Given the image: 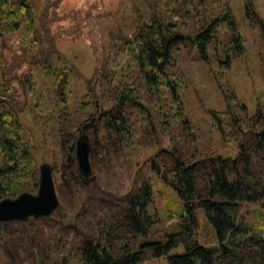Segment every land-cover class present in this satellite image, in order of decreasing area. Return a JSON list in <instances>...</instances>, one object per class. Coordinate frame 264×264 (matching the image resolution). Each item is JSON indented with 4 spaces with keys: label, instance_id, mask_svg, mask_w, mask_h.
<instances>
[{
    "label": "rangeland",
    "instance_id": "374dc122",
    "mask_svg": "<svg viewBox=\"0 0 264 264\" xmlns=\"http://www.w3.org/2000/svg\"><path fill=\"white\" fill-rule=\"evenodd\" d=\"M46 1L53 5L48 20H53L50 32L55 39L58 55L64 64L73 66L76 71L66 98L69 102H64L65 98L59 102L53 80L45 77L40 68L42 47L47 49L50 44L43 43L42 47L31 48L27 44L30 33L26 30L0 39V96L9 98L10 95H17V100L27 103L28 108L20 117L28 130V137L35 144V164L38 171L44 163L53 167L60 204L50 217L0 221V264H66L64 255L69 252L77 254L85 243L95 242L101 235L115 250L131 247L133 243L125 234L126 196L135 191L137 193L142 184L149 183L154 192L149 207L154 224L146 237L140 238L136 244L139 246L148 241H159V246L165 245L170 226L177 224L179 217H172L174 193L149 172L150 164L154 159H169L166 152L159 154V150L170 147L171 140L183 143L181 146L184 145V149L194 150L186 145L188 138H194V133L198 136L197 148L204 157H234L238 153L236 143L241 137L236 128L233 126L230 130L225 126L227 132L223 136L219 132L225 123H232V117L223 112L227 107L223 90L231 91L246 110L245 114H241L243 123L247 125V133L242 134L246 145L245 155L238 160V166L243 172H251L252 178L246 185L253 195H257L255 183L264 178V153L258 154L252 147L255 144L253 129L258 128L259 131L264 128V30L260 23L264 22V0H253L258 13V20L253 23L247 19L243 0L207 2L209 9H220L222 3L232 6L243 35L245 50L243 54H232L228 70L227 66L223 69L218 62L213 46L210 64L200 61L194 50H181L178 53L175 72L183 82L181 115L183 121L188 123V131L180 123L174 122L164 132L165 124L161 118H157L153 135L144 138L146 131L142 129L138 113L131 110L138 130L137 136L129 146H126V142L119 144L115 139L109 140L110 148L106 154H100L96 149L99 135H104L102 124L107 123L106 110L113 104V99L108 98V93L112 91L101 84L96 89V97L92 99L87 96V79H92L96 72L102 78L104 67L112 77H122L121 74L117 77L116 73L129 60L122 49L123 40L149 20L154 8L159 12L170 11L169 15L172 13L174 19L190 29L197 20L194 15L203 17V9L198 4L196 12L193 6L183 3L184 0H33L37 10L43 9ZM198 1L193 0L195 3ZM178 2L182 3L179 8ZM54 4L58 6L55 12ZM25 52L31 55L29 60L34 63L14 69L12 73L18 76L17 79H4L5 67L11 68L18 55ZM229 52L230 49L225 48L221 56L225 58ZM28 73L34 75L38 95H34L30 79L25 77ZM6 89L9 91L6 92ZM89 102L91 105H88ZM143 102L148 104L146 99ZM67 106L77 113L62 117V109ZM238 110L235 109V112ZM68 131L75 133L72 134V141L62 142L61 134L66 135ZM83 133L91 143L92 173L86 181L82 178L76 154L77 141ZM227 134L233 144L224 140ZM245 159H249L248 164ZM202 164L199 165V171L203 169ZM198 176H201L199 172L196 174ZM198 185L202 188L205 182L198 179ZM255 207H248L247 216L250 219L253 218L251 211ZM245 210L246 206L239 213ZM193 233H198L202 244H215V229L201 211L193 229L183 231L178 236L184 244L166 252L158 246L143 248L140 264H169L170 255L183 253L185 244L192 243L190 239ZM257 254L256 249L248 246L234 254L227 264H234L236 256L241 262L248 258L245 264H253Z\"/></svg>",
    "mask_w": 264,
    "mask_h": 264
},
{
    "label": "trees",
    "instance_id": "16d2710c",
    "mask_svg": "<svg viewBox=\"0 0 264 264\" xmlns=\"http://www.w3.org/2000/svg\"><path fill=\"white\" fill-rule=\"evenodd\" d=\"M243 1L247 19L252 23L258 20L254 1ZM207 2L209 0H199L198 3L193 0L183 1L193 6L196 12L199 7L203 9V17L194 15L197 20L191 29L182 26L179 20L174 19L172 13L169 15L170 11L159 12L154 8L149 20L139 25L131 36L123 40L122 49L129 60L119 73H116L117 77L118 74L122 77H112L104 67L101 71L102 78H99L96 72L92 79H87L89 92L87 96L92 99L96 97V89L101 84L112 91L108 93V98L113 99V104L105 113L108 119H106L107 123L102 124L104 135H99L100 141H97L96 149L98 153L106 154L110 148L108 141L112 139L119 144L126 142V146L132 143L131 140L137 136L138 130L131 117V110L138 113L137 117L142 129L146 131L144 138L153 135V130L157 127L155 124L157 118H161L162 123L165 124L164 132H167L174 122L180 123L181 127L188 131V123L183 121L181 115L183 82L175 72L178 66V53L181 50H194L200 61L210 64L213 46L214 55L219 58L218 62L223 69L227 66L226 70H228L231 67L232 54H243L245 50L243 35L232 6L222 3L220 9H209ZM48 3L49 1H46L44 8L37 10L33 0H0V39L8 34L26 30L30 33L27 44L31 48L42 47L43 43L50 44L47 49L42 47L40 68L45 77L53 80L59 102H63L65 98L64 102L68 103L69 100L66 98L76 71L73 66L64 64L63 59L58 55L55 39L50 32L53 20H48L53 5ZM181 5L182 3L178 2V8ZM57 8L58 6L54 4L53 12ZM188 12L192 13V11ZM260 23L264 30V22L260 21ZM225 48L230 49V52L223 58L221 52ZM30 56L26 52L18 55L11 68L5 67L4 79L9 81L17 79L18 76L12 71L22 68V65L30 66L34 63L29 60ZM33 76V73H28L25 77L30 79L34 95H38ZM7 91L9 89H6ZM222 92L227 104L223 112L232 117V123H225L219 132L223 136L225 126L230 130L233 126L236 128L241 137L239 143H236L238 155L204 157L197 148L198 136L194 133V138H188L186 144L194 150L184 149V145L181 146L183 143L171 140L170 147H162L164 149L159 150V154L166 152L169 159H161V161L154 159L149 167V172L174 193L172 217H179V222L170 226L165 245L162 244L157 248H163L166 252L184 244L178 236L183 231L193 229L201 211L215 229L214 245L202 244L198 233H193L190 239L192 243L185 244L183 253L170 255L169 264H227L234 254L248 246L258 251L257 260L253 264H264V178L255 183L257 195H253L246 185L252 178L251 172L249 170L247 173L243 172L238 166V160L245 155L246 145L242 134L247 133L245 131L247 125L243 123L241 114H245L246 110L237 102L238 99L231 91ZM17 98V95H10L9 98L0 96V201L15 199L25 192L36 194L39 190L40 179L35 164V144L32 138L28 137V130L20 117L28 106L26 102L21 103ZM145 99L148 104L143 102ZM88 105L91 103L89 102ZM235 109L239 110L235 112ZM62 110V117L77 113L71 106ZM68 117L67 120L70 119ZM57 119L59 120L60 117ZM253 131L255 144L252 150L263 154L264 128L259 131L255 128ZM72 134L75 133L68 131L66 135L61 134V141H72ZM229 134L226 135L225 141L229 139ZM227 142L233 144L232 140ZM248 160L245 161L247 164ZM202 162L203 169L199 171ZM198 172L200 178L196 177ZM82 178L86 181L83 176ZM197 178L205 182L204 187L198 185ZM149 184H142L137 193L135 191L126 196L128 208L125 215L127 224L125 234L127 233L126 236H129L133 243L131 247L115 250L101 235L95 242L85 243L77 254L69 252L68 255H64L67 259L65 263L140 264L143 250L136 242L146 237L154 224L149 213L154 192ZM252 205L256 207L252 209L253 218L250 219L247 214H249L248 207ZM244 206L247 210L239 213ZM70 259L72 262L69 261ZM247 260L241 262L236 256L234 264H245Z\"/></svg>",
    "mask_w": 264,
    "mask_h": 264
},
{
    "label": "water",
    "instance_id": "95a60500",
    "mask_svg": "<svg viewBox=\"0 0 264 264\" xmlns=\"http://www.w3.org/2000/svg\"><path fill=\"white\" fill-rule=\"evenodd\" d=\"M76 154L82 176L87 179L92 173L91 143L86 134H82L76 145ZM40 182L37 194L25 192L15 199L0 201V221H23L30 217H50L59 207L60 201L55 187L54 170L49 164H41L39 168ZM159 241H148L140 245V249L157 247Z\"/></svg>",
    "mask_w": 264,
    "mask_h": 264
},
{
    "label": "flooded vegetation",
    "instance_id": "af4514ba",
    "mask_svg": "<svg viewBox=\"0 0 264 264\" xmlns=\"http://www.w3.org/2000/svg\"><path fill=\"white\" fill-rule=\"evenodd\" d=\"M84 134V133H83Z\"/></svg>",
    "mask_w": 264,
    "mask_h": 264
}]
</instances>
